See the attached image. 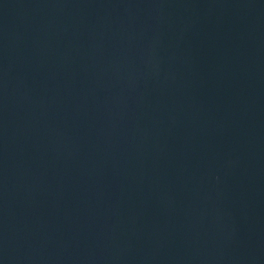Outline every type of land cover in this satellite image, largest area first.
Listing matches in <instances>:
<instances>
[{
    "label": "water",
    "instance_id": "95a60500",
    "mask_svg": "<svg viewBox=\"0 0 264 264\" xmlns=\"http://www.w3.org/2000/svg\"><path fill=\"white\" fill-rule=\"evenodd\" d=\"M0 264H264V0H0Z\"/></svg>",
    "mask_w": 264,
    "mask_h": 264
}]
</instances>
